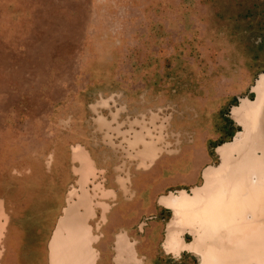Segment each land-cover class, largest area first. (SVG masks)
<instances>
[{
    "label": "rangeland",
    "instance_id": "374dc122",
    "mask_svg": "<svg viewBox=\"0 0 264 264\" xmlns=\"http://www.w3.org/2000/svg\"><path fill=\"white\" fill-rule=\"evenodd\" d=\"M261 75L264 0H0V199L12 219L0 264H48L77 186L72 149L92 151L93 137L101 145L97 116L111 120L123 107L122 121L171 118V148L172 132L182 136L175 153L134 175L133 201H109L106 263L123 231L144 264H200L189 252L164 251L172 211L157 204L156 190L190 194L203 185L205 167L221 164L218 148L242 132L232 112L256 99Z\"/></svg>",
    "mask_w": 264,
    "mask_h": 264
},
{
    "label": "bare ground",
    "instance_id": "6f19581e",
    "mask_svg": "<svg viewBox=\"0 0 264 264\" xmlns=\"http://www.w3.org/2000/svg\"><path fill=\"white\" fill-rule=\"evenodd\" d=\"M253 90L256 99L240 101L232 112L233 119L243 127L242 132L233 142L218 148L221 164L205 167L203 185L193 188L190 194L179 190L159 197L161 187L156 190L157 204L172 211L163 244L167 254L181 257L183 252H189L200 264H264V75ZM102 105L108 107L109 101ZM97 106L92 107L94 113ZM125 110L123 107L112 112L111 120L102 115L95 118L96 127L103 134L101 145L93 137L92 151L80 144L71 148L72 161L80 164L71 168L77 176V186L70 190L67 206L48 243V264H107L103 247L109 253V243L104 232L114 207L109 201L116 203L121 199L123 207L127 206L138 196L134 175L150 171L163 156L175 153L181 145L180 133L172 132L175 148L167 141L171 118L150 112L149 119L141 114L134 120L128 117L122 121ZM91 186L94 195L89 190ZM1 200L2 263L6 254L2 244L12 219L9 221ZM187 235L192 242H187ZM109 263L144 264L127 232L116 236Z\"/></svg>",
    "mask_w": 264,
    "mask_h": 264
}]
</instances>
